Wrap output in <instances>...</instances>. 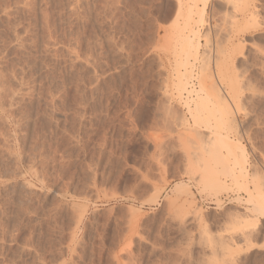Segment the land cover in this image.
I'll list each match as a JSON object with an SVG mask.
<instances>
[{
	"label": "rangeland",
	"instance_id": "1",
	"mask_svg": "<svg viewBox=\"0 0 264 264\" xmlns=\"http://www.w3.org/2000/svg\"><path fill=\"white\" fill-rule=\"evenodd\" d=\"M177 1L0 0V264H264L246 192L264 193V0H181L188 89L212 102L196 120ZM217 134L246 184L221 176L219 203Z\"/></svg>",
	"mask_w": 264,
	"mask_h": 264
},
{
	"label": "bare ground",
	"instance_id": "2",
	"mask_svg": "<svg viewBox=\"0 0 264 264\" xmlns=\"http://www.w3.org/2000/svg\"><path fill=\"white\" fill-rule=\"evenodd\" d=\"M202 1V0H201ZM178 3H177V6H176V12H175V15H174V17H179L181 20H183V21H181V23H182V26H181V28H180V25L179 24H177V25H179V26H177V27H179L180 29V31H179V33H180V35L182 36V46H184L185 48H184V52H185V56L183 55L182 57H183V59L182 60H180V62L178 63L179 64V66L181 65L182 66V69L177 73V75H176V79H175V88H176V90H177V92H178V95L180 96V98L182 97V93L185 91L186 93H188V95H192V94H194V95H196L197 97V99H193L192 97V99H193V101H194V105H193V107L192 108H190V107H188L189 106V104H188V102L186 101V103H187V107L186 108H188V111L190 112V116L194 119V120H196L197 118H199V116L201 117V113L199 112V110H200V108L202 109V108H204V106L206 105L207 106V101L208 100H210L211 98H209L208 96H206V98L204 99V95H203V97H201L199 94V91L201 92V91H203V89H204V87H205V84H204V82H203V80L202 81H199V82H201V83H199L200 85V87L197 89V90H194V89H188V87H190L189 86V84H188V79H190V77L189 76H191V78H192V75H189V71H190V66L192 65V61L193 60H196L197 59V56H198V40H197V35H198V31H195V29H192V27H191V18H190V14L192 13V11H191V8H188L187 10L185 9V10H183V6H182V3L181 2H183V1H181V0H178L177 1ZM184 3V2H183ZM225 3H226V1H225ZM234 3H236V2H234ZM241 3H242V1H241ZM228 4V3H227ZM243 4V3H242ZM245 4V3H244ZM197 5V4H196ZM202 5H203V3H202ZM191 6V5H190ZM237 6V5H236ZM235 6V7H236ZM239 6V5H238ZM198 7V6H197ZM240 8V7H239ZM246 8V7H245ZM241 10H242V8H241ZM240 10V11H241ZM243 10H244V8H243ZM185 11H186V14H185ZM196 11V10H195ZM199 12V11H198ZM257 12V11H256ZM200 13V12H199ZM252 13H254V12H252ZM226 15V14H225ZM228 15V14H227ZM254 15V14H253ZM252 14H250L249 15V17H248V20L246 21L247 23L250 21V22H253V21H255V17L253 16ZM173 17V18H174ZM241 17V16H240ZM183 18V19H182ZM234 18H236V17H234ZM177 20V18H174L173 19V21L174 20ZM179 19V20H180ZM242 19H243V17H242ZM175 20V21H176ZM174 21V22H175ZM178 21V20H177ZM197 21V20H196ZM236 21H237V19H236ZM173 22V23H174ZM242 22V21H241ZM176 23V22H175ZM238 24V23H237ZM246 26H248V25H246ZM245 26V27H246ZM175 27V26H174ZM185 28H187L188 29V34L187 33H184V32H182L183 31V29H185ZM220 31V30H219ZM210 33V32H209ZM224 33H225V31H224ZM203 34V33H202ZM226 35V34H225ZM204 36V35H203ZM181 38V37H180ZM212 39V38H211ZM207 40V39H206ZM205 40V41H206ZM217 40V39H216ZM219 42V41H218ZM205 43V42H204ZM179 44V43H178ZM209 45V44H208ZM166 46V45H165ZM179 46V45H178ZM181 46V48H183ZM175 49V48H174ZM180 50V49H179ZM182 50H181V52L180 53H182ZM209 50V49H208ZM223 50V49H222ZM183 52V53H184ZM227 52V51H226ZM202 53V52H201ZM207 53V52H206ZM180 55V54H179ZM180 57H181V55H180ZM217 57V56H216ZM203 58V57H202ZM214 60V59H213ZM219 60V59H218ZM216 61H217V59H216ZM204 62V61H203ZM177 64V65H178ZM178 68V67H177ZM208 68H209V66H208ZM179 69V68H178ZM177 69V70H178ZM210 70V69H209ZM209 72V71H208ZM204 75V74H203ZM203 75H201V77L203 78ZM207 75V74H206ZM209 75H210V72H209ZM210 76H212V75H210ZM200 77V78H201ZM194 78V77H193ZM207 77L204 75V80L206 79ZM209 79V78H208ZM201 80V79H200ZM211 80H209V82H210ZM211 84H212V82H210ZM222 87V86H221ZM209 90V89H208ZM211 91V90H210ZM206 93V92H205ZM204 93V94H205ZM217 93H218V91H217ZM222 94V93H221ZM190 95V96H191ZM213 98V97H212ZM182 100V99H181ZM188 100H189V97H188ZM185 101V100H184ZM209 102H211V101H208V103ZM193 103V102H192ZM212 103V102H211ZM168 108V107H167ZM205 108H207V107H205ZM211 108V107H210ZM209 108V109H210ZM212 108H213V106H212ZM205 110V109H204ZM203 111V110H202ZM208 111V110H207ZM212 111H213V109H212ZM212 111H210V112H212ZM214 112V111H213ZM216 112V111H215ZM171 115V114H170ZM205 115V114H204ZM205 119V118H204ZM203 119V120H204ZM206 119H207V117H206ZM184 122V119H182V121L180 122V123H183ZM193 122V121H192ZM216 122V121H215ZM216 125V124H215ZM208 126V125H207ZM218 128V127H217ZM178 135V134H177ZM201 135V134H200ZM218 135V134H217ZM216 135V136H217ZM195 136V135H194ZM188 138V137H187ZM216 138V137H215ZM213 139V138H212ZM192 140V139H191ZM212 141H214V140H212ZM206 142V141H205ZM215 142V144H212L213 146H214V148L211 150L210 148V151L208 150V152H210V153H208V156L210 155L211 156V158L213 159V162H212V164H208L207 162H205L204 163V165L203 166H201V170H202V172H203V174H202V176H201V180H202V187L203 188H205V189H208V191L210 190V191H212L213 193H214V201H215V203H219L220 202V199H219V193L220 192H222V191H226L228 188H229V186L226 184V182H224V181H222V179H221V176H224V177H229V178H232V179H234L233 181H234V184L236 185V186H238V187H240V185L242 184H244L243 182H241V184L239 183V177L242 179V177H243V168H244V163H245V156L242 154L243 152H241V153H239L240 151H239V149L241 148H238L239 147V143L238 142H235V143H238L237 145H235V146H238V147H235V149L236 148H238V152H237V150H235L233 147H232V144L230 143V142H228V141H226V140H224V138L221 136V135H218L217 136V138H216V140L214 141ZM201 143V142H200ZM206 146V145H205ZM209 147V146H208ZM204 148V147H203ZM221 148H223V149H226L225 150V152H226V154H223V152H222V150H221ZM205 149V148H204ZM241 149H243V148H241ZM240 149V150H241ZM242 151V150H241ZM237 152V153H236ZM204 158V157H203ZM205 161V160H204ZM196 162V161H195ZM188 171V170H187ZM245 175V174H244ZM245 178V177H244ZM262 182V181H261ZM241 185V186H242ZM244 185H246V184H244ZM243 185V186H244ZM254 188H252V189H254V191H252V190H249V189H246L247 191V194H248V201L250 202V206H251V208H250V210H251V212L252 213H254V214H252V215H254V216H256V215H259V216H261V217H264V193H263V191H261L260 190V188H259V185L257 184V183H254ZM230 189V188H229ZM173 192H174V194H176V195H178V194H181V193H183V192H188V187H187V185H185V183H182V182H177L176 184H175V186H174V188H173ZM191 193V192H190ZM187 194H189V193H187ZM172 199V198H171ZM186 200V199H185ZM189 201V200H188ZM248 208V207H247ZM253 219V218H252ZM184 220V219H183ZM244 220V219H243ZM254 220H255V218H254ZM253 220V221H254ZM245 221V220H244ZM255 222V221H254ZM253 222V223H254ZM258 222V221H257ZM183 224H185V223H183ZM255 225L257 224L256 222L254 223ZM178 227H181L182 226V223L181 222H179L178 223V225H177ZM212 246V248H213V245H211ZM211 246H210V248H211ZM216 247H218L217 245H216ZM224 247V246H223ZM215 248V247H214ZM213 248V249H214ZM218 249V248H217ZM220 249V248H219ZM222 250V249H221ZM222 252V251H221ZM220 253V252H219ZM227 254V253H226Z\"/></svg>",
	"mask_w": 264,
	"mask_h": 264
}]
</instances>
